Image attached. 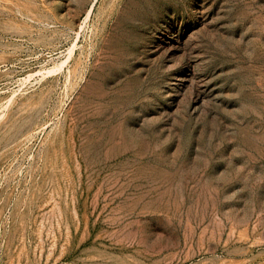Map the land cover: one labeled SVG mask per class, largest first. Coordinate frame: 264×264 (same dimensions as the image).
Instances as JSON below:
<instances>
[{"label": "rangeland", "instance_id": "rangeland-1", "mask_svg": "<svg viewBox=\"0 0 264 264\" xmlns=\"http://www.w3.org/2000/svg\"><path fill=\"white\" fill-rule=\"evenodd\" d=\"M0 264H264V0H0Z\"/></svg>", "mask_w": 264, "mask_h": 264}]
</instances>
